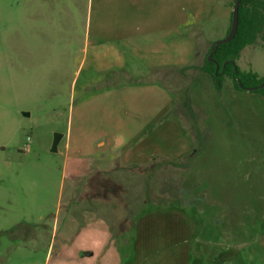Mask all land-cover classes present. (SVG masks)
<instances>
[{
    "label": "rangeland",
    "instance_id": "1",
    "mask_svg": "<svg viewBox=\"0 0 264 264\" xmlns=\"http://www.w3.org/2000/svg\"><path fill=\"white\" fill-rule=\"evenodd\" d=\"M97 3L0 0V264H264V99L191 67L145 87L106 78ZM180 6L181 67H201L232 0ZM236 65L264 79L263 43Z\"/></svg>",
    "mask_w": 264,
    "mask_h": 264
},
{
    "label": "crops",
    "instance_id": "2",
    "mask_svg": "<svg viewBox=\"0 0 264 264\" xmlns=\"http://www.w3.org/2000/svg\"><path fill=\"white\" fill-rule=\"evenodd\" d=\"M125 1L124 5L123 3L117 5L118 0H98L92 35L95 55L93 58L94 71L102 72L103 69V72L107 73L106 78L112 74V76L115 75V79L126 80V85L145 87L146 82L141 81V79L149 81L150 77L161 79L168 77L167 74L169 73H183L185 68L197 69L200 67L195 66V63L198 62L195 60L189 62L188 66L181 67L185 52L183 36L178 34L182 27V23H178V15L180 17L183 11L182 6H180L182 0H170L169 6L167 0H153V6L147 8L136 7V5H141V0ZM133 7L135 12L131 10ZM136 12L138 15H142V19L132 22V17ZM87 33L89 34V26ZM85 44L84 52H87L88 41ZM198 74L201 76L203 73ZM136 78L141 79L136 80ZM155 82L157 81L155 80ZM155 85L158 86V84ZM120 87L119 83L115 82V90ZM133 88L125 86L123 89ZM66 148H70L69 145ZM114 150L115 142L108 149L110 153L108 155H113ZM109 158L110 161L112 158ZM113 162L115 164V160L112 161V166ZM104 166L109 167L110 163L99 165L100 168ZM90 202V199L83 201V219L93 213L91 204L89 205ZM88 223L86 221L78 233L88 230ZM104 235L109 238L107 231H104ZM83 254L88 257L89 251L86 250Z\"/></svg>",
    "mask_w": 264,
    "mask_h": 264
},
{
    "label": "trees",
    "instance_id": "3",
    "mask_svg": "<svg viewBox=\"0 0 264 264\" xmlns=\"http://www.w3.org/2000/svg\"><path fill=\"white\" fill-rule=\"evenodd\" d=\"M234 2L235 0H232V8ZM259 41L263 43L264 48V0H241L238 8V27L235 36L228 43L219 45L215 51H213V44H211V48L204 59V64L198 67L197 70L206 74L218 91L221 90L224 79L228 78L233 82L237 91L257 94L264 99V79H259L252 72H241L236 65L243 49ZM212 51L211 61H208V54ZM129 168L136 170L143 167L131 165Z\"/></svg>",
    "mask_w": 264,
    "mask_h": 264
},
{
    "label": "water",
    "instance_id": "4",
    "mask_svg": "<svg viewBox=\"0 0 264 264\" xmlns=\"http://www.w3.org/2000/svg\"><path fill=\"white\" fill-rule=\"evenodd\" d=\"M240 1L241 0H235V2L233 4L231 23H230V29H229L228 34L225 36L224 39L213 43V51H215L219 45L224 44V43H228L229 41H231L233 39V37L235 36V33L237 31V27H238V8H239ZM213 51L208 54V61H211V56L213 54ZM262 86H260V87H262ZM62 137L63 136L60 134L54 135L51 150H50L52 153L57 152V147H58V144H59L60 140L62 139Z\"/></svg>",
    "mask_w": 264,
    "mask_h": 264
}]
</instances>
